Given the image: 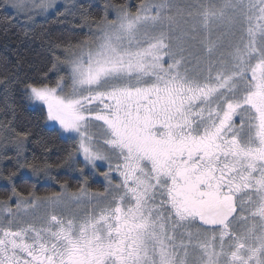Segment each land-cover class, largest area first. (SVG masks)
<instances>
[{
	"label": "snow or ice",
	"instance_id": "snow-or-ice-1",
	"mask_svg": "<svg viewBox=\"0 0 264 264\" xmlns=\"http://www.w3.org/2000/svg\"><path fill=\"white\" fill-rule=\"evenodd\" d=\"M5 7L32 20L57 3ZM95 28L22 83L104 191L23 197L3 176L0 264H264V0L106 4ZM12 131L0 159L42 171Z\"/></svg>",
	"mask_w": 264,
	"mask_h": 264
},
{
	"label": "trees",
	"instance_id": "trees-1",
	"mask_svg": "<svg viewBox=\"0 0 264 264\" xmlns=\"http://www.w3.org/2000/svg\"><path fill=\"white\" fill-rule=\"evenodd\" d=\"M140 0H78L72 6H60L44 17L28 20L16 15L0 0V157L5 152L16 157L10 143L15 131H29L21 163L33 164L42 169L34 174L29 168H18L13 160L0 159V201L12 195V184L3 179L12 171L16 191L23 197L30 194L44 197L67 188L69 193L85 186L90 192H103L104 185L92 179L88 170L83 175L78 170L84 164L78 156L75 162L68 159L75 144L58 137L46 127L39 111L26 107L23 81L44 78L54 58L62 55L64 46L76 44L95 31L96 22L105 15L106 4H126L135 11ZM94 30V31H93ZM61 74H64L63 72ZM54 86L56 73H48ZM7 126V127H6ZM87 178V184L84 180ZM14 206V199L12 201Z\"/></svg>",
	"mask_w": 264,
	"mask_h": 264
},
{
	"label": "rangeland",
	"instance_id": "rangeland-1",
	"mask_svg": "<svg viewBox=\"0 0 264 264\" xmlns=\"http://www.w3.org/2000/svg\"><path fill=\"white\" fill-rule=\"evenodd\" d=\"M76 2H78V0H56L57 8L60 7V6H64V5H66V4H67L66 6H72V5H74ZM177 2L183 4V3L188 2V0H177ZM69 3H72V5H70ZM9 8H10V7H9ZM10 10H11L12 12H14L16 15H20V16H22V14H18V13H16L15 10H13L12 8H10ZM54 10H55V9L50 10L49 12L43 13V14L38 15V16H34V17H44V16H46L47 14L53 12ZM108 18H109V19L113 18V13L111 12V10L108 11ZM93 31H94V30H93ZM95 31H96V29H95ZM95 31H94V32H95ZM199 47H200V45H199L198 43L195 44V46H194V48H193V51L195 52L196 49H198ZM194 62H195V61H193V63H194ZM45 125H46L47 128H49V125H48V124H45ZM78 158H79V160L84 164L83 157H82V156H78ZM98 164H102V162H98ZM84 165H85V164H84ZM84 169H85V170H88V171L90 172L91 177H92L93 180H95V181H97V182H99V183H102V184L104 185V188H105V186H106V182L104 181L103 176L99 175V172L93 173V172H92V169H91L90 166H89V167H85V166H84ZM100 170H102V171H106V170H107V166L102 164V167H101ZM113 176H114V182H116V181L119 180V177H118V176H116L115 174H113Z\"/></svg>",
	"mask_w": 264,
	"mask_h": 264
}]
</instances>
